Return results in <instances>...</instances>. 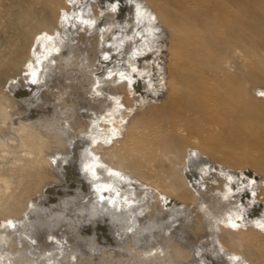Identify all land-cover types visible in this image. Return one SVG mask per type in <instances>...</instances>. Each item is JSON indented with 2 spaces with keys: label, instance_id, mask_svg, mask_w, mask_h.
<instances>
[{
  "label": "bare ground",
  "instance_id": "1",
  "mask_svg": "<svg viewBox=\"0 0 264 264\" xmlns=\"http://www.w3.org/2000/svg\"><path fill=\"white\" fill-rule=\"evenodd\" d=\"M13 1L1 0L0 9H8ZM91 1L97 4L98 14L91 12ZM16 9L19 29H10L5 36L3 30L0 42V264L52 260L50 249L53 245L64 248L63 244L72 241L69 236L76 239L71 251H77L78 262L94 264L96 259L105 261L109 256L119 259L132 253L127 239L138 245L135 250L153 251L152 238L156 240L161 231L170 227L174 229L175 255L166 254L169 264L239 263L234 256L222 259L225 253L220 243L210 247V237L202 243L194 242L190 206L168 197L158 209L148 212V203L143 200L148 193L146 186L134 193L137 186L131 176L100 157L99 150L115 144L122 136L125 115L113 122L110 110L102 113L95 102H90L89 90L97 94L104 88L115 93L124 84L142 103L148 95L163 93L161 81L160 89L143 84L154 79V85L158 76L160 80L166 76L161 64L167 32L154 13L142 0H22ZM78 31L92 33L89 46L84 43L86 49L95 52L89 61L92 67L86 74L87 83H83L77 68L82 66L80 54L86 52L84 57L88 58L87 50L78 44ZM149 58H156L159 72L154 71L153 63L151 75L144 68L140 71L139 66ZM6 68H14L15 72L6 76ZM173 79L170 73L168 82ZM214 87L208 85L205 93L192 92L195 104L178 108L172 105L174 110L165 112L159 124L136 129L127 151L103 150V156L108 155L111 162L144 179L158 182V151L176 148L179 143L189 144L180 165L179 188L186 187L183 194L194 200L191 203L205 201L202 180L214 179L208 174L213 168L226 179V190L218 191L219 198L212 205L216 210L212 209L211 214L223 220L230 209L239 222L232 221L231 215L230 224L229 219L222 221L227 227H236V223L244 226L246 222L264 227V207L260 198L254 197L264 180L249 168L241 174L210 162L195 147L205 134L215 136L212 127L226 122L224 114L218 118L211 115L219 113L215 102L206 109L201 106L200 98L213 96ZM119 95L114 96L117 105ZM166 96L172 104L177 100L172 92ZM80 118L86 120L85 128L76 127ZM105 122L104 127L101 123ZM177 166L173 164L174 169ZM160 174L164 175L162 171ZM167 179L175 181L173 175ZM208 221L209 216L200 225L214 228V222ZM183 249L189 252V259L177 256Z\"/></svg>",
  "mask_w": 264,
  "mask_h": 264
},
{
  "label": "rangeland",
  "instance_id": "2",
  "mask_svg": "<svg viewBox=\"0 0 264 264\" xmlns=\"http://www.w3.org/2000/svg\"><path fill=\"white\" fill-rule=\"evenodd\" d=\"M21 1L22 0H20V3ZM142 1L148 9L154 13L155 18L163 24L167 32L163 51V64H161V67L164 68L166 72V76L164 78L162 77L163 79L161 80V77L158 76V79L156 78L157 82H155L154 85V79H150V81H148L149 83L145 80L143 84L144 86L147 85L145 86L146 88L153 87L157 89L158 87V89H160V84L162 82L163 93L156 94V97L148 95L144 103H142V99H139L135 93L131 94L128 88L126 89V87H123L124 84L120 85L119 88H122H120L119 91L116 89L115 93L108 92L104 88L103 90H99L97 94L93 93V90H89L90 92L87 94L89 95L90 102H95L99 107V111L101 110L102 113L104 110H110L113 115V122L118 119L119 115H125L122 136L118 137V141L115 144L99 150L100 157L112 168L120 169L131 176L133 183L137 186L134 193L141 192L146 186L145 189L148 193L146 191L147 194L143 200H145V204L148 203L145 205L148 208V212L149 210L158 209L162 202L164 200L166 201L168 197L190 206L189 213L191 219H193L191 228L195 230V232L192 233V237L193 240L195 239V243H202L205 238L210 237L213 240L209 242V246L213 243L210 247L220 243L219 245L225 253V255H222V259L225 256L226 259H230L233 256L238 257L239 263L232 261L230 264H246V262L249 264H264V227H256L247 222L244 226L240 223H236L237 225L239 224L236 227H227V225L223 224L226 223L225 220L229 219V224L232 217V221H238L235 217L236 214L232 213L230 209H227L228 214H230L229 217L226 212V216L224 215L225 218H223V220L211 214L212 209L216 210L212 208V205L215 199L219 198L217 195L218 191L226 190V187L223 185L226 179L219 175V171L213 168L210 169L208 174L214 177V179L211 180L204 177L205 179L203 178L202 180L204 188H206L205 203H191L194 202V200L188 195L183 194L186 192V187L181 186V188H179V185L182 184V168L180 165L185 155V147L189 146V144L184 146V144L179 143L176 148L170 147L167 150L158 151L159 153L156 155L155 160L156 163H159L157 165L159 173L157 174L161 176L158 182L144 179L135 171L120 167L111 162L108 155L103 156V150L110 149L113 152L127 151L129 141L136 129H144L145 126L151 127L153 123V126H155L163 119L165 112L171 111L172 109L174 110L175 107L173 108V106L178 108L184 105L187 106L188 103L191 105L195 104L196 98H194L191 93H205L209 85L211 87L215 86L214 95L210 97L202 96L200 98L201 106L206 109L205 106L215 102V104H218L219 113L216 114L213 112L211 115L218 118V116L224 114L226 116V122H219L216 127H212L215 136L210 137L205 134L203 139L200 140L201 143H197L195 147L198 146L197 149L201 152L200 154H203L206 160L210 162L218 163L226 169L231 168L237 170L242 172L241 174H244L245 168H249L264 180V0ZM179 2H181L180 6L176 4H179ZM20 3L14 0L8 9H0V42H2L1 33L3 30H5V36L6 34H10V29H19V23L17 22L20 17L16 8ZM90 3L94 6L91 12L96 11L98 14L97 4L93 1ZM90 34L89 32L87 34H82L78 31L77 37L80 38L78 43L80 47L85 48L89 46L88 41L90 40L88 37L91 36ZM84 43L87 46L84 45ZM86 50L88 58L84 57L86 52L80 54L79 59H81V65L83 67H77L79 68L78 72L84 77L82 78L83 83L88 82L87 75H89L92 67L89 61H92L93 55L95 54L94 51L90 52L88 49ZM58 51L59 50L54 52L55 56ZM83 60H85V62ZM148 60L149 62L143 63L144 67H138L140 71L144 68L146 73H152V63L155 64L154 71L159 72L161 70L160 66L155 61L156 58L153 60L149 58ZM228 64H231V66H228ZM81 69L85 70L82 71ZM13 71L14 68H6L4 74L6 76H11ZM170 73H172L174 79L168 82ZM214 73L219 74L216 75ZM156 89L153 90L156 91ZM171 92L177 97L175 98L177 100L173 101L176 102L173 104L171 102L172 100L166 96ZM116 95H119L120 104L118 105L114 101V96ZM208 98L210 99L209 101ZM4 105H6V103ZM115 105L118 107H115ZM131 105L133 108L130 109L129 107ZM81 118L76 127L85 128L86 120ZM101 125L105 127L106 122L101 123ZM124 143L127 145L123 146ZM173 164L178 165L176 169L173 168ZM161 171L164 175L160 174ZM167 174L168 176L173 175L175 181L172 182L167 179ZM177 181L179 184H177ZM263 185L264 183L261 182V186L256 188L254 193L255 198H260L259 201L262 207H264ZM224 202L227 203L225 200ZM197 207L200 208L198 209ZM203 210H206V212L203 213ZM207 216H209L210 221L215 224L212 229H210L211 227L209 228V226L207 227L206 224V226L200 225L202 223L201 221ZM215 221L218 224H216ZM216 227L217 229H215ZM173 230L174 229L170 227L165 230L166 232L161 231L160 236L157 237L156 240L152 238L153 241L151 240L150 242L152 243L150 244L154 246L153 251L152 249L151 251L147 249L135 250L138 245H132L133 242L127 239V244L129 243L130 247H133L131 255L126 256L128 258L120 257L121 260L120 258H111V256H109L105 261L96 259L94 264H169L170 262L168 258H166V254L175 255V250H173L175 239ZM211 230L216 231L213 233ZM197 231L200 234L197 233ZM209 231H211V233ZM69 237L72 241L63 244L62 246H64V248H56V245H53L54 250L50 249L53 259H48L50 262L43 260L41 264H54L55 262V264H57L60 261L61 263L64 261L63 264H83V261L78 262L77 260V251H71L76 239L71 236ZM213 237L215 238L213 239ZM157 247L158 249L155 252L154 250ZM142 250L143 252H141ZM58 251H64L65 253H59ZM182 252V255L177 256L184 260L190 258L189 252L186 249H183ZM58 254H60V256ZM55 257L59 258V260L57 259L58 262H54V260H56ZM72 259H75L74 262H72ZM115 260L117 261L115 262ZM172 260L175 261L176 259L174 258ZM37 264H40V260H38Z\"/></svg>",
  "mask_w": 264,
  "mask_h": 264
}]
</instances>
